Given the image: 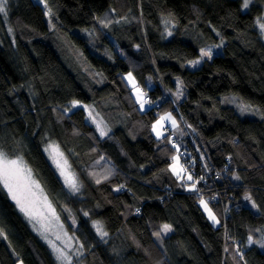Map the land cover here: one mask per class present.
I'll return each mask as SVG.
<instances>
[{"label": "trees", "instance_id": "1", "mask_svg": "<svg viewBox=\"0 0 264 264\" xmlns=\"http://www.w3.org/2000/svg\"><path fill=\"white\" fill-rule=\"evenodd\" d=\"M13 1L15 47L0 44V149L24 161L57 209L72 211L76 226L64 219L85 264H264V250L247 243L264 226V41L256 27L264 0L247 10L241 0H44L51 29L39 4ZM109 9L118 18L104 28ZM219 42L222 52L189 66L201 47ZM127 72L149 100L131 93ZM175 78L180 100L171 94ZM229 93L258 116L222 104ZM73 101L92 103L108 136ZM166 112L184 126L183 137L169 127L154 133ZM242 113L254 115L246 105ZM168 129L191 151L179 166L185 161L181 172L192 180L169 170ZM46 137L76 172L78 198L60 196ZM96 222L118 238L121 263ZM0 233V264H54L1 185Z\"/></svg>", "mask_w": 264, "mask_h": 264}, {"label": "rangeland", "instance_id": "2", "mask_svg": "<svg viewBox=\"0 0 264 264\" xmlns=\"http://www.w3.org/2000/svg\"><path fill=\"white\" fill-rule=\"evenodd\" d=\"M32 1L34 3L39 4L40 7L43 9L45 16H46V20H45L46 24L51 29V27H52L51 18L48 17L50 12H49V9L47 8L44 0H32ZM255 1L258 4H260V2H261V0H248V6L244 7V0H241L242 9L247 10L249 8V6L252 3H254ZM14 4H15V1L7 0L6 9H5L6 14H0V44H4L6 42L9 45V47H11L12 49H14V47H15L14 46L15 36H14V31H13V28L11 26V23L9 22V18L11 16V13H13V7H15ZM262 10L264 11V4H263ZM117 18L118 17L116 16L115 10L112 11L111 9H109V10H107V12L104 13L103 17L101 16V18H100L101 26L105 28L110 23H112L113 21H117ZM261 24H264V22L260 19H257L256 20V27L260 32L262 40L264 41V29L261 28ZM163 26H164L165 31L167 32V29L170 26L169 21L165 20L163 22ZM114 48H115V50L117 49L119 51L118 45L115 42H114ZM202 50L203 51H210L211 55L210 56H201ZM220 52H222V43L221 42H219L217 44L206 45L204 47H201L199 49V55L195 59H193L189 62V66L195 67L198 64H200V62L204 58H206V57L210 58L213 54H217ZM124 74H126V73H124ZM124 74L122 75L123 79L126 81V83H128L132 86V92L131 93H133L134 95H137L138 94L137 89H139L140 93H142V90L140 88H137L135 90V87L133 86L134 84L132 83V81L134 79V76H131L132 80L130 81L128 79L129 74H128V76H126V75L124 76ZM175 84H176V88H175V90L172 91L171 94L174 98H176V100H180L184 94H183L182 84H181V81L179 78H175ZM226 95H229V96L226 97ZM226 95H224V97L221 98L222 104L231 105L232 107H234V109L241 116H247L250 118H256L258 116L259 113H258L257 108L252 106L251 104H249L245 100H243L238 95L232 94V93H229ZM229 97H231V98H229ZM139 101L140 102H146L145 100H143V98L139 99ZM71 105H72V108L82 107L84 109V111L87 114L86 121L88 123H90V125H92L96 129V131L100 137L105 138L106 136H108L109 128L107 127L106 123L102 120L100 115L96 112L92 103L79 102L75 107H73L72 103H71ZM245 105L248 106L254 112V115H247V114L242 113V110L245 108ZM166 113L168 115H170L172 118L174 117L171 114V112H166ZM160 117H162V115H160ZM160 117L154 122V125L157 123V121L160 119ZM163 127H166V128L169 127L170 128L171 126L167 122H165V123L162 122L161 126H158L157 131H154V133L156 135H157V132L161 133V131L163 130ZM173 130L175 131L177 136L183 137L186 134L184 126L179 122L178 119L176 120V124H175ZM101 131H103L105 134L101 135ZM43 152H44L46 158L48 159L49 163L51 164L52 168L54 169L55 173L57 174V176L59 177V179L61 181L63 191L60 194V196L64 197V198H66V197L78 198L80 196V192L82 190L81 182H80L79 178L77 177L76 172L70 166L67 158L65 157V155H64L63 151L61 150L60 146L58 145V143L56 141L49 140V138L46 137L44 140V143H43ZM186 152L188 155L191 154V151H189V150H187ZM0 153H3L8 160H17L18 159V160L22 161L23 165L27 167V165L24 163V161L21 158L10 157V156L6 155L1 149H0ZM174 157L177 159L174 160L173 159ZM57 161L59 162L60 167H57ZM179 164H180V157L177 153H175L172 156V160L169 163V170L177 179H179V180L187 179V177H188L187 174L180 171ZM173 166H175L177 168V171H180L179 176H177L172 171ZM62 171H63L64 175L61 174ZM213 174L217 175V173H213ZM232 177H233V179H236V177L234 175H232ZM31 179L33 181H35L36 184L39 185V189H36L35 186H33V191L36 193V197H35V203L32 205V212H33V218L32 219H30L28 216H26L20 210V208L17 206L16 202L11 198L8 190L5 189L2 184H0V185L7 192L9 199L15 205L16 209L21 213L23 218L27 221V223L29 224L30 228L32 229V231L35 234V236L37 237V239L41 242V244L44 246L46 251L49 253L54 264H85V261L83 260V258L81 256L80 250L76 246L74 239H73L69 229L66 226L67 221L64 219V218H66L68 220V222L73 227H75L76 226V220H75L74 214L66 206H63L60 209H57L56 206L52 203V201L47 196L44 188H42L39 181L33 176L32 172H31ZM66 180L74 182L77 186V190H74L71 187V184L66 182ZM201 200H203L207 203L206 200L200 199V201ZM200 201H199V204H200L203 212L207 216L208 220L213 225L216 226L218 223L214 222L213 220H211L209 218L208 211L205 210L204 206L200 203ZM207 206H208V209H210L212 214L215 216L216 221H218L217 216L215 215L213 210L210 208L208 203H207ZM164 225H169V224L163 223L162 224V230H163ZM93 226H94V228H96V230L99 228L102 231V228L100 227L99 222L94 223ZM170 230H171V226L169 227L168 231L163 230V232L165 234H168L170 232ZM101 231L97 230V232H98L97 234L99 235V237L104 242L109 241V247H110L111 251L116 253V260H117V262L121 263V261H122L121 255H122L123 251H122V248L119 246L118 238L116 237V235H114V236L103 235L102 236ZM57 237H59V239H57ZM257 241L264 243V226H262V228H261V235ZM247 243L250 244L249 239L247 240ZM257 244L260 246V243H257ZM260 248L262 250H264V247L260 246ZM54 249H60L65 254V256L68 257V259L58 260L57 259L58 253ZM17 264H22V262L19 261V262H17Z\"/></svg>", "mask_w": 264, "mask_h": 264}, {"label": "snow or ice", "instance_id": "3", "mask_svg": "<svg viewBox=\"0 0 264 264\" xmlns=\"http://www.w3.org/2000/svg\"><path fill=\"white\" fill-rule=\"evenodd\" d=\"M6 3L7 0H0V14H6ZM248 6V0H244V7ZM50 11V10H49ZM261 28L264 29V24H261ZM210 51H201V56H210ZM128 79L131 81V73H129ZM135 87V85H133ZM138 98L142 97V93H140L139 89H137ZM79 102L73 101V107H75ZM143 107V104L141 105ZM171 120L172 124L175 125L176 121L172 119L170 115H165L160 117V119L157 121L155 125H153V131H157V127L162 124L164 120ZM99 127V126H98ZM105 133L101 131V135H104ZM157 135H161V133L157 132ZM176 160L177 158H173ZM57 167H60L59 162L57 161ZM172 171L179 176L180 171H183L181 169L180 171H177V168L173 166ZM62 175H64L63 171L61 172ZM188 180H192V176L189 175L187 177ZM239 179V177H237ZM66 182L71 184V187L74 190H77V186L74 182L66 180ZM99 183V181H97ZM0 184L3 185L5 189L8 190L11 198L16 202L17 206L20 208V210L28 216L30 219L33 218V212H32V205L35 203V197L36 193L33 191V186H35L36 189H39V185L36 184L35 181L31 179V170L28 169L26 166L23 165V162L20 160H8L3 153H0ZM193 188H195V185H193ZM42 191V190H41ZM249 197H246L248 199ZM200 203L204 206L205 210L209 213V218L213 220L214 222L218 223L216 221L215 216L212 214L211 210L208 209L207 203L203 200L200 201ZM169 225H164L163 230L168 231ZM98 231H101L99 228ZM2 234V233H0ZM101 235H107V233H104L101 231ZM159 235V233H157ZM59 239V237H57ZM250 243H260L261 247H264V243L259 241H253L252 237H249ZM58 255V260H66L68 259L67 256L60 250V249H54Z\"/></svg>", "mask_w": 264, "mask_h": 264}, {"label": "built area", "instance_id": "4", "mask_svg": "<svg viewBox=\"0 0 264 264\" xmlns=\"http://www.w3.org/2000/svg\"><path fill=\"white\" fill-rule=\"evenodd\" d=\"M143 93H144V99H145V100H149V99H150L149 95L146 94L145 91H143ZM164 123H165V122H164ZM168 132H169L170 143H171V145L174 147L176 153H177L178 155H181L182 157H187V156H189V155L187 154L186 151H184V150H182V149L180 148V145H179V142H178V140H177V137H176L175 133H173L170 129H168ZM181 167H182V169H183L184 171H187V166H186L185 161H183V162L181 163Z\"/></svg>", "mask_w": 264, "mask_h": 264}, {"label": "crops", "instance_id": "5", "mask_svg": "<svg viewBox=\"0 0 264 264\" xmlns=\"http://www.w3.org/2000/svg\"><path fill=\"white\" fill-rule=\"evenodd\" d=\"M130 73H131V72H130ZM128 74H129V72H127L126 74H124V76H125V75L128 76ZM131 74H132V73H131ZM131 76H133V75H131ZM132 83L135 85V90H136L137 88H140V87L137 85V82H136L135 78L133 79ZM135 96H136L137 99H141V98H142V97H141V98H138V94L135 95ZM165 115H168V114L165 113V114H163L162 116H165ZM173 118H174V117H173ZM173 118H172V119H173ZM174 120H175V118H174ZM164 121H166V122L171 126L170 128H172V129L174 128L175 125L172 124V121H171V120H167V119H166V120H164ZM175 121H176V120H175ZM160 126H161V125H160Z\"/></svg>", "mask_w": 264, "mask_h": 264}, {"label": "clouds", "instance_id": "6", "mask_svg": "<svg viewBox=\"0 0 264 264\" xmlns=\"http://www.w3.org/2000/svg\"><path fill=\"white\" fill-rule=\"evenodd\" d=\"M144 91V90H143ZM143 91H142V93H143ZM143 97H144V93H143Z\"/></svg>", "mask_w": 264, "mask_h": 264}, {"label": "bare ground", "instance_id": "7", "mask_svg": "<svg viewBox=\"0 0 264 264\" xmlns=\"http://www.w3.org/2000/svg\"><path fill=\"white\" fill-rule=\"evenodd\" d=\"M175 153H176V151H175ZM175 153H174V154H175ZM55 154H56V153H55Z\"/></svg>", "mask_w": 264, "mask_h": 264}]
</instances>
